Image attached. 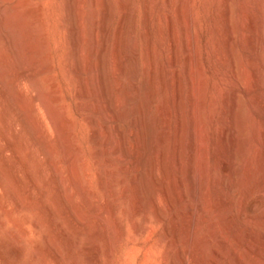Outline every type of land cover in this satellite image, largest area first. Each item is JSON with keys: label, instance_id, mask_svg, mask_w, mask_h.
<instances>
[{"label": "bare ground", "instance_id": "obj_1", "mask_svg": "<svg viewBox=\"0 0 264 264\" xmlns=\"http://www.w3.org/2000/svg\"><path fill=\"white\" fill-rule=\"evenodd\" d=\"M39 1H41V2H38V3L34 2L33 3L32 0H0V111H4V114H5L4 121L2 119H0V143H1V145H0V162L3 160H6L7 154L10 152L13 155L14 159H16V160L21 159V160H23V162L25 164L26 173L28 176V186L26 187V189L24 187L25 191H27L29 194H31L30 190L36 186L39 187L41 189V191H43V192L45 190H47V187L49 190L48 183L50 182V180L46 179L45 183H42L39 181V177L43 175V166L41 165L42 163L37 165L38 167L36 168V170H34L33 165L31 164L29 158L25 157V156L23 157V154L19 148L20 144L23 145V143L19 137L18 130H20V128L17 129L18 126H20L23 130L29 129L28 131H30V129H31L32 132L30 134L33 135L34 141L38 144V146L40 148L39 153L45 157V161L51 170L50 178L56 186V189H57L56 195L60 196V197H62L64 195V193H62L63 192L62 191V188H63L62 185L63 184H62V176H61L62 172L59 170V166L57 164L58 162H56L55 158H54V149L55 148L46 139V137L43 133L41 124L37 121L38 119L36 120L34 117V105H35V103H38L42 106L49 124L52 126V128L54 129V131L56 133L57 140H58V142L62 148V151H63V159L67 164L68 176H69V180H70L72 186H74L76 191L80 194V196H81L80 198H82L83 203H85L86 205L88 204L89 205V206L87 205L88 207L91 206L93 208L96 205L94 206L93 205L94 203L92 204L90 201L91 199H89V197H88V192L90 190L87 187L83 186V184H82L81 173L79 172V168H78L80 156H79V153L76 151V148L72 142L71 130H70L67 122H65L63 120V118H62L63 115L61 117L60 112L55 108L57 106H54V103L59 99V94L56 92L57 90L54 91L52 94H45L41 88V85H40L39 77L42 75H48L51 72H53L54 71V65L50 61V56L38 58L36 56V53L40 52L43 49V46L48 43L50 36L53 35L57 39L59 44L61 43L63 45V48H61L62 49V61H63V64H62L63 65V73L70 80L76 81L77 86H78L77 93L80 97H85V96H92L93 97V103H91V105L93 104V109L95 112H105L106 108H108L106 106V104L109 105V103L105 104L104 101L108 96V95H106V92H107L106 91V88H107L106 87V75H108V72L106 71V68H107L106 54L108 51L109 34H110V31L112 30V29H110V27H111L110 26V19L112 16V8H111L112 2H111V0H39ZM234 1L235 0H224V9H223V13H222V18L224 20V23L226 24V32L223 35L224 36V42H225L224 43L225 49L217 48L215 51V54H214L218 63L222 64L223 66H226L227 68H228V66H230V68H231V71H229V70L227 72L224 71L225 74H223V75H225V78L227 80H229V82L231 83V87H230L229 91H227L228 93L224 94V93H226L224 91L227 89L223 90L224 93L222 92L224 94V97L222 100L224 103H222V104L225 105V108L223 109V113H225L224 115L226 117V119H225L226 122L220 128L217 127L218 129L216 128L217 130L215 132V133H217V131H218L217 137H216V143H215V153H216V157L220 160V165L216 164L213 174L211 173L212 176H209L210 175V173L208 172L209 170L205 167L206 163H208V162H206L204 165L203 162L200 161V156L202 155V157H203V155L205 154V153H203V151L206 152V149L204 150V147L206 148V146H204L205 144L203 143V138H204L205 134H203V131H202V129H203L202 124L204 122L202 121L203 115L201 113V106H203L205 104V103H203L204 101H202V94L205 95V93H202L203 88H201V87H203V86H201L200 79H199L200 74H204V72H203V69H202L203 73L200 72V70L198 68L199 64H197L198 63L197 57L199 56V54L196 53V50H195L196 47L195 46L198 47V44H197L198 38L196 41L197 36L195 37L196 34L193 33L192 0H183V3L180 2L182 5L180 6V8H178V10L176 12L177 13L176 15L179 17V21L181 18L183 25H184L185 32H182V33L186 34L185 36H186L187 50L185 49L186 50L185 52L188 53V59H187V64H186L187 67H185V68H188L187 71L189 70V72L191 73L190 84L188 85L191 87V94H190V98L188 100L191 101V103H189V105L190 104L192 105L191 111H190L191 112V121H192V124H191L192 127L190 126L191 127V133H190L191 134V141L189 143L190 144L189 147H191V155H190V157L188 155V157L190 158V162H189V164L186 163V165H185L183 163L184 157L182 156L184 154V151H185L182 149L183 145L185 146V144L182 145V143H181L182 141L183 142L185 141V140H182V131H183L182 128H183L184 122L186 120V119L185 120H183V119H184V117H186V115L183 117V112H184L183 109L185 106L183 107V101L184 100L182 98V96H183L182 93H184V92H182L181 85H183V84H181L182 79L180 76V71L178 70V64L180 63V65H181V61L179 62V60H180L179 55L180 54H179V49H178L179 38L177 37L178 31L176 32L174 13H172L174 11L173 7H175V4H176V3L174 4V0H163L161 2V4L163 3L164 5L168 6L170 9H173V11L172 12L171 11L166 12L165 14H163L165 16L164 21L166 22V30L168 33V36H167L168 37V42H167L168 43L167 44V48H168L167 54L168 55H167L166 62L165 63L160 62V64H158L159 63L158 62L159 61L158 60V54L160 51H163L165 48V44H166L165 34H167V33H166L165 28H164L165 26H163V24H162L161 17L158 13L159 4H160L159 0H143L140 4V5H142V3H143V5H142L143 6L142 7L143 8V16L141 15L143 26H141V25L140 26L143 28L142 29L143 32L141 35H143V40L145 41V43H144L145 44V46H144L145 47V50H144V52H145L144 53L145 54V61H144L145 62L144 63V65H145V69H144L145 70L144 71L145 77L143 76L144 84L142 83L145 94H146L145 97H147V102L149 103V105L156 102L157 95H158L157 94L158 93L157 80L159 79L160 86L162 87V89L164 91H167V89H168L167 79H168V77H170V76H168L169 73H173L172 78H170L171 81L168 80L171 84L172 92H170L171 95L168 98L169 100H167V101L165 100L167 103H164V104L162 103L161 105H158V107H156V108H158V110H156L157 112L154 113V115L151 117V119H150V116L148 119L147 115H149V114H147V113L149 111H151V110H149L151 107L149 106L150 108H148V105H147L148 103L146 102L147 104H145V105H147V106H145V107H147V108H144V104L142 105L140 103V101L138 100V95H139L138 88L139 87H136V84H135L136 83L135 81H137L135 79V76H136V73L138 71L135 70V66H133L130 70H128V72H129L128 75H129L130 80L128 79L129 82H128V85L126 86V88L124 86V88H125L124 90H126V94H125V96L123 95V97H124L123 101H125V102H127V104L131 105L129 108L127 107L128 108L127 113H129L128 115H130L131 113H132V115L135 114L132 119L130 118V124L132 125L133 128L128 124L127 120H125V121H127V124L130 126V129L132 128V130H130V132L133 134L134 140L136 139L137 144L135 143L136 146L133 147V149H128L127 152H124V157H127L129 154H131V155L133 154V156H134L133 159H134V163L136 165V168H134L135 165L133 167L132 166L131 167L134 170L137 169V171H139V173H137V172L135 173L136 176H135L134 180H132V182L134 181V183L131 187L133 189V190L131 189V192H134V195H135V199H134V197H132L133 199L132 198L131 199L133 201L135 200V202H134L135 207L134 208H135L136 214L139 212H143L146 215L148 210L150 208H152V210H153L152 212L154 215L153 217L155 218V222L157 224H163V223L165 224L166 213H165V210L163 208V205H161L163 203L162 198H164V201L166 202V205H167L166 207L169 209V211L173 212V219H174L173 225L170 226V224H168L165 227L162 226L164 228V232H162L161 240H162V242H165L168 245V246H166V248L170 247V249H171V247L175 246L176 241L178 240L177 234H179V232H178L177 219L179 217V213L175 209V203L176 202H182L185 199L186 195L188 193H190L191 194L190 198H192L193 203H192L191 208L189 210V217H188L189 218V229L187 232H188L189 241L192 240V238H193L195 227L197 224L198 215L199 214L206 215L212 208L220 209L221 203L224 202L229 208L232 209L231 211H234V213L232 212L234 214L233 216H232V214H229L234 218H232L228 222L227 228L228 229H233V228L236 229V225L241 224V225H244L247 227V231L251 232V234L250 233H248V234L252 235V233H253L255 235L254 239H252V240L248 239V242H246L247 240L244 241V242H246L245 246L243 245L244 246V249H243L244 254L237 253V250L234 248L232 250L230 249L231 253H232L231 255L233 256V262L231 264H249L250 260H252L251 259L252 257H259V258L264 257V218L262 217L263 219L261 221H259L260 219L257 218L258 216L262 215V214H260L261 213L260 211H262L264 209V187L261 189L262 191L260 193L258 192V194H260V196L257 195V193L255 191L256 198H257V196H259L258 197L259 200L256 198H255V200H252L253 202H251L249 207H248V203H250L251 199H254V197H255V195H253L254 192H252L253 193L252 194L249 192L247 193V191L244 190V191H246V193H244V195H242V193L238 192V189H239V186L241 185V183L243 185L244 182L246 181V179H245L246 176L241 177L240 174L243 173V171L241 172V168H242L241 166H242V164L244 165V162H243L244 157H245L244 156V144H246V139H247L246 130L248 131V129L245 130V128H244V122L245 121L247 122V120H246L247 115H244V110L246 107L245 105L247 104V102H245L246 104H244V99L241 96V94L243 92L239 93V90H242L239 88L241 87V85H244L246 87V89L249 91V90L255 88V85L257 87H260L262 89V94H261V97H259V95L257 97H259V99H260L259 101L262 102L263 107H264V0H260V2L258 1L260 3V5H259L260 9L259 10L261 11V15H262L261 16V24L258 23L260 25V26H258L259 29L257 31L259 38L257 37L254 44L250 40L252 45H254L253 47H254L255 52H256V54H255L256 55L255 56L256 62L254 63V66H253L254 71H250L249 68L247 69V65H244L243 63L240 62V60L237 56L238 53H236V45L237 44L235 42V34L237 32H236V24H235L234 13H233L234 12V4H235ZM120 2H122V1L120 0ZM127 2H128V0H123L122 4L127 3ZM46 4H49L52 6V10L50 13L51 19L49 20V22H47L45 20V15H46L45 6H46ZM128 5H130L129 2L126 6H128ZM254 6H256V5H254ZM20 7H25V11L22 14H19L20 11L18 12V9ZM255 8H257V7H255ZM125 11H126V9H125ZM128 11L125 12V14H124L125 16L123 15L124 19H123V22H122L123 24H122L121 31H120V32H122V34H123V30L126 28V26H125V28H123L124 25L126 23H129V21L127 20L130 17V14ZM257 13H259V12L257 11ZM243 14L246 15L245 12H243ZM247 14H248V12H247ZM248 17H250V16H248ZM254 17L256 18V16H254ZM243 20H246V19H243ZM251 20L249 22H251ZM256 20L257 19H255L254 23H252L253 22L252 21L251 24L257 23L258 21L256 22ZM121 21H122V19H121ZM126 21H128V22H126ZM135 22H134V26H135ZM139 22H141V21H139ZM242 23H244V22H242ZM217 24H218V22H217ZM244 24H246V23H244ZM126 25H128V24H126ZM132 26H133V23H132ZM244 26L246 27L247 25H244ZM251 26H253V25H251ZM251 26H250V28H251ZM181 27H183V26H181ZM219 27L221 30V26H219ZM127 28H128V26H127ZM242 28H243V26H242ZM252 28H254V27H252ZM126 29L124 31H126ZM240 29H241V27H240ZM255 29H256V27H255ZM220 30H218V31L220 32ZM250 31H251V34H252V32H254L252 29ZM243 34H244V32H243ZM253 34L255 35V33H253ZM126 35H128V33ZM133 35H134V33H133ZM246 35H247V33H246ZM122 36H124V35H122ZM241 36H243V35L241 34ZM245 36H243L244 38H242V39H245ZM251 36H249L250 38L248 37V39H251ZM118 37L120 38V36H118ZM122 38L124 39V37H122ZM136 39H137V37H136ZM136 39H135V41H136ZM239 39H237V40H239ZM123 41L121 39V42H123ZM135 41H132V43H131L132 47L130 49H132V50L130 53H132V55L129 56L128 53L127 54L125 53L127 56H129V59H131V61H129V62H131V65H132V61L134 62V58H135L134 56H135L136 49H137V45H136L137 43ZM240 41H241V39L239 40V42ZM1 42L4 45L3 47H1ZM183 43H184V41H183ZM141 44H142V42H141ZM220 44H222V43H220ZM245 44L247 46L249 43H247V41H246V43H244V45ZM117 45L118 44L115 43L114 47L115 46L118 47ZM116 47H115V50L117 49ZM247 47H246V49H247ZM119 49H121V52H122V48H119ZM197 51H198V48H197ZM125 52H127V51H125ZM57 53H58V51H57ZM112 53H113V51H112ZM121 57H120V59H121ZM136 58H137V56H136ZM253 59H252V61H254ZM200 60H201V58H200ZM124 61H126V60H124ZM114 62H116V61H114ZM122 62H123V59H122ZM135 62H136V59H135ZM124 63H126V62H124ZM136 63H135V65H137V67H138V62H136ZM199 63L202 65V62H199ZM250 63H251V61H250ZM126 64H128V63H126ZM128 65H130V64H128ZM115 66H116V64H114L113 67L115 68ZM125 68H127V67H125ZM127 69H129V68H127ZM59 71H61V70H59ZM125 71H126V69H125ZM125 71H124V74H125ZM106 72H107V74H106ZM113 73H114V71H113ZM22 79H25L30 84V86L32 88L31 98L27 97L26 94H24L22 91H20L18 89V85ZM126 79H127V77H126ZM115 81H117V80H115ZM222 81H223V79L220 77L219 81L216 84V87H215L216 91L215 92H217V94H219L220 91H222L221 90L222 89ZM109 82H111V81H108V83ZM201 82H203V81H201ZM117 83H120V82H117ZM123 83H125V82H123ZM117 85L115 84V87ZM122 85L123 84H121V87H122ZM202 85H204V84H202ZM111 89H112V86H111ZM120 90H121V88H120ZM168 90H170V88ZM110 92H112V91L110 90ZM124 92L125 91H123L122 93H124ZM203 92H205V91H203ZM115 93H117V92H115ZM222 93H221V95H222ZM110 94L112 95V93H110ZM116 95H118V94H116ZM204 95H203V97H205ZM109 97L110 96H108V98ZM117 97H120V96H117ZM117 97H116V101H118V99H119V98L117 99ZM217 99H219V97ZM203 100H204V98H203ZM108 101H110V99ZM162 101H164V100H162ZM251 101H253V100H251ZM119 102H121V101H119ZM218 102H219V100H218ZM255 102H257V101H255ZM110 103H111V101H110ZM157 103H158V101H157ZM157 103H156V106H157ZM168 103L172 104L174 110H170V111H174L175 115H173V116H175V118H176V120H174V121H176V122H174L175 123L174 129H173L174 133H173V135L171 134L173 136L172 143H170L168 140V142L171 144V149L169 148L170 145L168 144L169 145L168 148L170 150L166 147L167 145L166 146L164 145L165 147L163 146V143L166 141V138L168 137L167 136L168 132H166V130H167L166 128H169V118H170V117L169 118L167 117L168 113L170 112L169 108H168V105H169ZM121 104H118V107H119V105L121 106ZM158 104H160V103H158ZM255 105H258V104L255 103ZM84 106H86V105L81 103L80 109H83ZM112 106H113V104H112ZM115 106H113V109H115ZM110 107H111V105H110ZM220 108H222V107H220ZM111 109H110V112L112 113ZM117 109H119V108H117ZM117 109H115V110H117ZM190 112H189V114H190ZM76 113H78V112H76ZM127 113L126 114L123 113V115L124 114L127 115ZM104 114H107V113L105 112ZM117 114L118 113L116 112V115ZM123 115H122V118H123ZM105 116L107 117V115H105ZM171 116H172V114H171ZM220 116L222 117L221 113H220ZM244 117H246L245 120H244ZM112 118L113 117H111L110 119L112 120ZM115 120H116V118H115ZM69 121H71V120H69ZM89 121L92 123V137L94 140H97V138L99 137V135L101 133V131L98 127V124H100V123H98L99 121L96 122V119L93 117V115L91 118H89ZM106 121L107 120H105V122ZM158 121L162 122V127H163L162 130H159ZM109 124H110V122L108 123V125ZM110 125H109V127H110ZM117 126L120 127V125H116V127ZM124 126H123V128H125ZM185 126L186 125H184V128H183L184 130H186ZM109 127H108V129H109ZM101 129L103 130L104 128H101ZM263 129H261V130H263ZM109 130H112V129H109ZM128 130H129V127H128ZM170 130L171 129H169L167 131H170ZM106 131H104L102 134H104ZM109 132L107 131V133H109ZM130 132H128V133H130ZM117 133H119V132H117ZM255 133H256V131H255ZM257 133H259V132H257ZM260 133H261V131H260ZM124 134H126V133H124ZM183 135H185V134H183ZM259 135L257 136V134H256V136H257L256 138H259ZM121 136H120V138H122ZM215 136H216V134H215ZM249 136H250V134H249ZM111 137L107 136V138L105 137V139L103 137V142L105 144H108ZM113 137H114V135H113ZM124 137H126V136H124ZM168 139H170V137H168ZM263 139H264V137H263ZM98 140H101V138ZM115 140H117V139H115ZM115 140L113 139V141H115ZM122 140H123V138H122ZM253 140H255V139H253ZM262 140H261V142H262ZM119 141L121 142V140H119ZM250 141L251 140H249V142ZM256 141L257 140H255V142ZM115 142H117V141H115ZM120 142H119V145H121ZM247 142H248V140H247ZM257 144H258V142H257ZM261 144L263 145L264 142H262ZM109 145L103 146L102 148H99L96 150V158L98 159V162L100 161V159H99L100 156L104 152L107 153L106 151L108 150V148H110ZM112 145L115 148V145L114 144H112ZM113 147H111V149ZM124 147L127 148V146H123V148ZM189 147L187 148V150H189ZM248 147H249V145H248ZM255 147L258 148L257 146H255ZM255 147H253V148L255 149ZM130 148H132V147H130ZM253 148H250L248 150L246 149V150L247 151H249L251 149L254 150ZM259 148H262V147H259ZM117 149H119V147H117ZM258 149H256L255 153L251 157L248 155L249 157L246 159V161L244 160L246 162L245 164H247V168H246L247 171L248 170H251V171L254 170L256 168L257 164L259 163V159H260V155H261L260 152L263 149L260 152ZM28 150L29 149L27 146L26 151H28ZM252 150H251V152H252ZM182 152H183V154H182ZM189 154H190V152H189ZM120 156H122V158H123L122 154ZM262 158H264V157L262 156ZM103 159H104V157H103ZM107 159H108V157H107ZM132 161L133 160H131V162ZM262 163H263V160H262ZM126 165H125V169H126ZM208 165H209V163H208ZM12 166H13L12 169L14 172V177L17 180H19L18 175H17L16 164L13 163ZM119 166H118V168H119ZM146 166H149V170H148L147 174L143 171V168H146ZM261 166H262L261 169H263L264 164ZM9 167L11 168V166H9ZM120 167H122V166H120ZM170 167H173L177 172L174 180H172L173 181L172 185H174L173 187L175 188V189H173V191L175 190V193H176L175 197H173L174 192H171L173 187L170 186L171 181H170V175H169V171L173 172L174 169H173V171H171ZM244 168H245V165H244ZM3 169H4V171L2 172ZM129 169L130 168H128V170ZM7 171H8V169H7ZM4 172H5V168L3 167L0 169V185H4V181H3V177H2V174ZM126 172H128V171H126ZM255 172H256V169H255ZM119 173L120 172H118V174ZM174 174H175V172H174ZM174 174L171 173V175H174ZM128 177L130 178V174ZM256 177H258V176H256ZM260 177H261V174H260ZM7 178H8V176H7ZM98 179H99L100 186L102 188H107V180L108 179L106 176L104 162L101 163V168L98 171ZM8 180H10V179H8ZM118 180H120V179L118 178ZM124 180H126V179L124 178ZM208 180L211 181V183L213 184L215 191H216L215 201H214V204L212 206L207 205V202L204 200V197L207 196L206 195V192H207L206 188L207 187L205 185H206V181L208 182ZM258 180H260V179H258ZM260 182L262 184V181H260ZM10 183L12 184V182H10ZM68 183H69V181H68ZM11 184H9V186ZM207 184H209V182ZM242 185H241V187H242ZM257 185H259V184H257ZM262 185L264 186V184H262ZM12 186H15V185L12 184ZM260 186H258V187H260ZM122 187H124V186H122V184H121V188ZM125 187L127 188L126 185H125ZM251 187L254 188V185L253 186L251 185ZM11 189L15 190V188H13V187ZM17 189H16V191L18 192L19 189L18 190ZM125 190L127 191V189H125ZM125 190H122V191L120 190V191L122 193ZM16 191L13 192L14 197H17L16 194H18V193H16ZM50 191H52V190H49V192ZM65 191H67V189ZM240 191H242V189ZM111 193H112V191H111ZM126 193L124 192L123 195H125ZM39 194H42V193L40 192ZM70 194H71V192H70ZM72 194H73V191H72ZM79 194H77V196ZM109 194H110V192H109ZM127 195L129 196V199H130L131 195L134 196L132 193H131V195L130 194H127ZM143 195L144 196L147 195L146 196L147 200L145 199L146 201L143 200L144 199ZM252 195L254 196L253 198H252ZM57 196H55L54 198H56ZM64 196H66V194ZM19 197H21L20 194H19ZM66 197H68V195ZM21 198L20 199L16 198V200H15V204H16V207L18 209H22L24 207H31L32 206V204L30 202V200H32V199L27 200V201H21ZM50 198H51V196H50ZM69 198H72V196L70 197V195H69V197L67 199L65 198L66 200H64V201H66V203L64 202V206L66 205V207L64 209L66 210V213H68L69 217L71 218L72 223L75 225V228H76L75 231H76V234L78 236V234H80V232L84 229L85 226H92V225L87 223V221H85L81 216L78 215L76 208L79 206H75L76 208L74 206H72L71 200ZM159 198L162 199L160 201L161 203L159 202ZM245 198H247L248 200H245ZM125 199H126V195H125ZM121 200H124V199H121ZM188 200H189V198H188ZM76 201H75V204H79V203H76ZM245 201H247L246 205L248 207V214L249 215L247 214V209H244V210H246V213L244 210H242V205H243V202H245ZM78 202H80V201H78ZM60 203H61V201H60ZM49 204H51V203H49ZM107 204L108 203H106V205ZM261 205L263 207L262 210L260 208ZM99 206L97 205L96 207H99ZM181 207H182V204H181ZM243 207H245V206L243 205ZM1 208H2V206H1ZM40 209H42V207H40ZM87 209H89V208H87ZM180 209H178V210H180ZM51 210H54L53 204H52ZM257 210L259 211L260 215L258 214V215H256L257 216L256 217L254 214L257 213ZM2 211L6 212V209L2 208ZM58 211H56V212H58ZM37 212H39V211H34L35 214H37ZM46 212H47V210H46ZM54 212H55V210H54ZM66 213H65V215H66ZM114 214H115V211L111 207H104L103 206V207L97 209L96 216H95L94 220H95L96 224H100L101 226L99 227V226L94 224L93 225L94 227L90 228L89 231L91 234V240H89L90 242L88 244H86V246L84 247V250H87L89 253V255H88L89 258L86 255L87 259L89 260V264H99L100 263V257H101L102 249L100 248V246L97 243V238L101 235L104 238V240L106 241L105 252H106L108 258H110L112 256V254H113V242L109 239V231H110V228L112 227V224L114 225V223L111 221V218L115 222V224H117V221L114 220V219H116V218H114ZM125 214H126V212H125ZM263 214H264V212H263ZM145 215L143 214V217ZM253 215L256 217V219H258V221L254 220ZM39 216H41V215H39ZM180 216H182V214ZM49 217L51 218V214ZM145 217H147V216H145ZM42 220L43 219H37L33 222V225L36 229H41L43 224H45V221L43 220L44 221V223H43ZM90 220H91V218H90ZM94 220H92V221H94ZM119 221L121 222V219H119ZM2 222H3V219H2V217H0V223H1L0 225L1 226L3 224ZM136 222H138V221H136ZM141 222L142 221L138 222L139 224H135V226L132 225V227L134 226L135 232L139 235H141L147 229V227H149V225H147L146 218L142 223ZM56 223H54V221L52 222V226L54 228L57 227L58 223L57 224ZM92 224H93V222H92ZM131 224H133L132 221H131ZM58 226H59V224H58ZM152 226H153V224H152ZM244 226H241V227H244ZM151 227H150V229H151ZM112 228H114L113 232H115L116 240H120L121 239V232L119 231V227H117V225L115 227V225H114ZM237 228L239 229L238 226H237ZM64 229H66V228H64ZM60 230L61 229H59V231ZM124 230H125V228H124ZM75 231H73L71 233L68 231L62 232V234L64 233L67 240H68L66 242H68L70 245L68 255H69V253H72V252L74 254V251H73L74 240L76 239L75 238L76 234L74 233ZM241 231H244V230H241ZM238 232H240V231H238ZM57 233L55 232V234H57ZM73 233H74V235H72ZM49 234H47V241H48L47 245L49 248L53 249V246H52L53 244L51 242L53 237ZM240 234H243V233L240 232ZM248 234H245V235L247 236ZM218 237H219V239H218L219 247H216L214 252H213L212 263H217L220 260V256L222 254L221 248L223 246L225 247L228 243L222 237V235H220ZM236 237H237L238 244H240V243L244 244V243H242V239H241L239 234ZM248 237H250V236H248ZM59 238L61 239V237H59ZM158 241H159V239H158ZM152 243H154V242H152ZM220 246H221V248H220ZM147 248H149V247H147ZM153 248H155V247H153ZM230 248H232V247H230ZM222 249H224V248H222ZM15 250H16L17 254H21L24 252V248L22 245L16 246ZM54 254H55V259H56L58 264H65L66 259H65V257H63L61 252H59L58 250H54ZM34 255H35V257H41L42 262L46 261L45 255H43L39 252L35 253ZM33 257L34 256H32V258ZM157 258H158V256H157ZM171 258H173L171 261L172 264H178L179 260L181 261L182 264H190L188 257H186L185 254H183L180 250L176 251L175 254L173 255V257H171ZM75 259L73 261L74 262L73 264H78ZM87 259H85V260H87ZM123 259L125 261V258H123ZM132 259H133V257H132ZM168 259H170V258H168ZM258 260H259L258 258H255L254 261L257 262ZM260 260L263 261L261 258H260ZM259 261H258V263L252 261V263L259 264ZM252 263H250V264H252Z\"/></svg>", "mask_w": 264, "mask_h": 264}, {"label": "rangeland", "instance_id": "obj_2", "mask_svg": "<svg viewBox=\"0 0 264 264\" xmlns=\"http://www.w3.org/2000/svg\"><path fill=\"white\" fill-rule=\"evenodd\" d=\"M121 1L123 2V0H121ZM142 1L141 0H131V1L128 0L130 5L126 6L128 4V2L122 4V2H120V0H111V2H112V4H111L112 16H111V19H110V26H111L110 29H112V30L110 31V34H109L108 51H107V54H106L107 68H108V69L106 68V71L108 72V75H106V87H107L106 88V91H107L106 95H108L110 97L108 98V96H107V98H106L107 100L105 99V101H104L105 104L109 103V105L106 104V106L108 108H106L105 112L107 114H104L105 112H95L94 111L93 104L91 105V103H93V97L92 96L80 97L78 95V93H77L78 86H77L76 81L75 80H70L63 73V65H62L63 61H62V49H61V48H63V45L61 43L59 44V42L57 41V39L53 35L50 36V39H49L48 43L43 46V49L40 52L36 53V56L38 58H40V57L43 58V57H46V56H50V61L54 65V71L53 72H51L48 75H42V76L39 77L40 85H41V88H42V90H43V92L45 94H52L56 90H57L56 92L59 94V99L54 103V106H57L55 108L60 112L61 117L63 115V117H62L63 120L65 122H67V124H68V126H69V128L71 130L72 142H73V144H74V146L76 148V151L79 153V156H80V160H79V163H78V168H79V172L81 173L82 184H83V186L87 187L90 190L88 192V197H89V199H91L90 200L91 203L92 204L94 203L93 204L94 206L95 205L96 206L100 205V206L99 207L95 206L93 208L91 206L88 207L89 205L87 204L88 205L87 206L85 203H83L82 198H80L81 197L80 194L76 191L75 187L72 186V184H71V182L69 180V176H68L67 164H66V162L63 159V151H62V148H61V146H60V144H59V142L57 140L56 133H55L54 129L52 128V126L49 124L42 106L40 104H38V103H35V105H34V117H35L36 120L38 119L37 121L41 124L42 130H43V133H44L46 139L54 146V148H55L54 149L55 161L58 162L57 164L59 166V170L64 175L63 176L61 174V176H62V184H63L62 185V187H63L62 188V191H63L62 193H64V195L66 194V196L68 195V197H69V195H70V197L72 196V198H69L71 200L72 206H74V207L75 206H79L77 208L75 207L78 215L81 216L85 221H87V223H89L92 226H85L84 229L77 236L76 231H75V229H76L75 225L72 223L71 218L69 217L68 213H66V210L64 209L66 207V205L64 206V202L66 203V201H64V200H66L68 197H66L64 195L62 197L56 195L57 194L56 186H55L54 182L50 178L51 170H50L49 166L47 165V163L45 161V157L42 154L39 153V149L40 148H39L38 144L34 141L33 135L30 134L32 132L31 129H30V131H28L29 129L23 130L20 126H18L17 129L20 128V130H18L19 137H20V140L23 143V145L20 144L19 148H20V150H21V152L23 154V157L25 156V157L29 158L31 164L33 165L34 170H36V168L38 167L37 165L42 163L41 165L43 166V175L39 177V181L42 182V183H45L46 179L50 180V182L48 183V186H49V190H52V191L49 192L48 187H47V190H45L43 192V191H41V189L39 187L36 186V187H33L30 190L31 194H29L27 191H25L26 187L28 186V176H27V173H26V168H25V164H24L23 160L14 159L13 155L9 152L7 154V158H6L7 161L3 160V161L0 162V167L1 168L4 167L5 168V172H6V173L4 172L2 174L4 185H0V201H1L0 202V217H2V219H3V222H2L3 224H2V226L0 225V264H58L56 259H55L54 250H58L59 252L62 253L63 257H65V259H66L65 264H73L74 263L73 261H74L75 258H76L75 260L77 261L78 264H89V260L87 259V257L89 258V256H88L89 253H88L87 250H84V247L86 246V244H88L90 242L89 240H91V234H90V231H89L90 228L94 227L93 226L94 224L99 226V227L101 226L100 224H96L94 219H95V216H96L97 209L101 208L103 206L104 207H111V208L114 209V211H115L114 218H116L114 220L117 221V224H115V222L112 220V218H111V221L114 223L115 227H116V225H117V227H119V231L121 232V239L120 240H116L115 232H113L114 228H112L114 225L112 224V227L110 228V231H109V239L113 242V254H112V256L110 258H108L107 254L105 252V243H106V241L104 240L102 235L97 238V243L100 246V248L102 249L101 257H100V263L99 264H121V263L122 264H139V263L140 264L141 263L142 264H163V263L164 264H172L171 261H172L173 258H171V257H173L175 252L178 251V250H180L183 254H185L186 257H188V260H189L190 264H229V263L231 264L233 262V256L231 255L232 254L231 250L234 248V249L237 250V253L244 254V252H243L244 250L243 249H244L245 243L248 242V239L252 240V239L255 238V235L253 233H252V235H250L251 232L247 231V227L244 226V225L237 224L236 225V229L235 228H233V229H228L227 228L228 222L232 218H234V217H232L234 215L233 214L234 211H231L232 209L229 208L223 202V203H221L220 209L212 208L210 210L211 212L209 211L206 214L207 216L204 215V214H199L198 215L197 224H196V227H195L193 238H192V240L189 241L188 232H187L188 229H189V218L188 217H189V210H190L191 205L193 203L192 198H190L191 197L190 193H188L186 195L185 199L182 202H176L175 203V209L179 213V217L177 219L179 234H177V239H178L176 241L177 245L175 244V246L171 247V249H170V247L166 248V246H168V245L165 242H162V240H161L162 232H164V228L163 227H165L168 224H170V226H171L174 223L173 212L169 211V209L166 207L167 205H166V202L164 201V198H162L163 200L161 198H159V202L161 200L163 202L161 205H163V208H164L165 213H166V222H165V224L164 223L163 224H157L155 222V218L153 217L154 215H153V212H152L153 211L152 208H150L148 210L146 215L143 212H139L137 214L135 212V208H134L135 207V203H134L135 200L134 201L132 200L133 199L132 197H134V199H135V195H134V192H131V189H132L131 187H132V185L134 183V181L132 182V180H134V178L136 176L135 173L136 172L139 173V171H137V169L134 170L132 168L135 165L134 159H133L134 158L133 154L132 155L129 154L127 157H124V152H127L128 149H133V147L136 146L135 143L137 144L136 139L134 140V136L130 132V130H132V128H133L132 125L130 124V118L132 119L135 114L132 115V113H131L130 115H128L129 113H127V109L131 105L127 104V102L123 101V98H124L123 95L125 96V94H126V90H124V89L126 88V86L128 85V82L130 80L129 75H128V73H129L128 70H130L133 66H135V70L138 71V72L136 71L137 73H136V76H135V79L137 80V81H135L136 82L135 83L136 87H139L138 88V91H139L138 92L139 93L138 100L140 101V103L142 105L144 104V108H147V107H145L147 105H148V108H150V107L152 108V109L150 108L149 110H151V111H149L147 113V114H149V115H147L148 119H149V116H150V119H151V117L154 115V113L157 112L156 110H158V108H156V107H158V105H161L162 103L163 104L167 103L166 101L169 100L168 98L171 95L170 92H172V87H171V84H170L169 81H171L170 78H172V74H173V73H169L168 76H170V77H168V79H167L168 89L170 88V90L167 89V91H164L162 89V87L160 86L159 79L157 80V88H158L157 89L158 90L157 99H156V102H154L153 104L149 105V103L147 102V97H145L146 94H145V91H144V88H143V84H144L143 76L145 77V72H144L145 71L144 70L145 69V65H144V63H145L144 62L145 61V54H144L145 53L144 52V50H145V47H144L145 46V44H144L145 41L143 40V35H141L142 32H143L142 31L143 28L141 27V26H143V24H142V16H143V8H142L143 6L142 5H143V3H142V5H140ZM162 1L163 0H159L160 4H159L158 13H159V15L161 17L163 26H165L164 27L165 30H166V22L164 21L165 20L164 19L165 16L163 14H165L166 12H170V11L172 12L173 9H174V11L172 13H174L176 32L178 31V34H177L178 35L177 37L179 38L178 49H179V54H180L179 56L181 57V58L179 57V59H180L179 62L181 61V65H180V63L178 64V70L180 71V76H181V79H182L181 80V82H182L181 84L184 85V86L181 85L182 92H184V93H182V95H183L182 98L184 100V101L182 100L183 101V107L185 106L184 109H183V111H184L183 112V117L186 115V117H184L183 120L186 119L185 122L187 121L186 123L184 122V125H186L185 126L186 130L183 129L184 125H183V128H182V130H183L182 131V140H185L184 141L185 143L183 141L181 143H182V145L185 144V146L183 145V147H182V149L185 150L184 154L182 152V154H183L182 156L184 157V158L183 157L182 158H183V163L186 165V163L189 164V162H190V158L189 157L191 155V147H189L190 146L189 143L191 141V134L190 133H191L192 121H191V112L190 111H191L192 105L191 104L189 105V103H191V101L188 100L190 98V94H191V87L188 86L190 84L191 73L189 72V70L187 71L188 68H185V67H187L186 64H187V59H188V53L185 52L187 50V47H186V36H185L186 34L182 33V32H185L184 25H183L182 19L180 18V21L182 22L181 23L179 21V17L176 15L177 14L176 12H177L178 8H180V6L182 5L181 3H183V0H174V4L175 3L176 4H175V7H173V9H170L168 6L164 5L163 3L161 4ZM245 1L246 0H241V1L240 0H235L234 1L235 4H234V12L233 13H234V20H235L236 32H237V33L235 32L236 33L235 34V42L237 44L236 45V53H238L237 56H238L240 62L243 63L244 65H247V69L249 68L250 71H254L253 66H254V63L256 62V59H255L256 58L255 57L256 56L255 55L256 52H255V49L253 47L254 45H252V43L254 44V42L256 41L257 37L259 38V35H258L257 31L259 29L258 26H260V25L258 23L261 24V16L262 15H261V11L259 10L260 9V7H259L260 0H247L248 2L247 1L245 2ZM32 2L33 3L34 2L38 3V2H41V1L32 0ZM254 5H256V6H254ZM255 7H257V8H255ZM125 9H126V11L129 10L128 12L130 14V17L127 19L129 21V23H126V24H128V25L125 24L124 27H123V28H125V26H126V28H127V26H128V28L127 29L125 28L126 31H124L125 29L124 30L122 29L123 30V34H122V32H120V31H121V27H122V24H123L122 22H123V19H124V16H125L124 14L126 12ZM223 9H224V0H192L193 33L196 34L195 37L197 36L196 37V41H197V38H198V43L196 42L198 44V47L195 46L196 47L195 50H196V53L199 54V56L197 57V61H198L197 64H199L200 67L198 65L197 66H198V68H199L201 73L204 72V74H200V78H199L201 86H203V87H201V88H203L202 89V93H205V95L202 94V101H204L203 103H205L204 105L203 104L202 105L204 107L206 106L205 108L203 106H201V113L203 115V120L202 121L204 122L202 124V128L204 130L202 129V131H203V134H205L204 138H203V143L205 144L204 146H206V148L204 147V150L206 149V152L203 151V153H205V154L203 155V157H202V155L200 156V161L203 162L204 165H205L206 162L209 163L210 166L208 165V163H206V166H205L209 170L208 171L210 173L209 176H212L216 164L220 165V160L216 157V153H215V143H216V137H217L218 131H217V133H215V132L218 129L217 127L220 128L226 122V120H225L226 117L224 115L225 113H223V109L225 108V105L222 104V103H224L222 100H223L224 94H227L228 93L227 91H229V89L231 87V83L229 82V80H227L225 78V75H223L228 70L231 71L230 66H228V68H227L226 66H223L222 64L218 63L217 60H216V57L214 55L217 48L225 49V45H224L225 42H224V36L223 35L226 32V24L224 23V20L222 18ZM51 10H52V6L49 5V4H46V6H45V12H46L45 20L47 22H49V20L51 19V14H50ZM19 11H20L19 14H22L25 11V7H20L18 9V12ZM257 11L259 13H257ZM243 12H245L246 15H244ZM247 12H248V14H247ZM248 16H250V17H248ZM254 16H256V18ZM254 18L257 19L256 22L257 21L258 22L255 23V24H251L252 21H253L252 23L255 22ZM121 19H122V21H121ZM243 19H246V20H243ZM250 20H251V22H249ZM128 21H126V22H128ZM139 21H141V22H139ZM241 21L246 23V24L242 23ZM134 22H135V26H134ZM217 22H218L219 25L217 24ZM132 23H133V26H132ZM243 24L247 25L246 26L247 28ZM251 25H253V26H251ZM181 26H183V27H181ZM219 26H221V30L222 31L220 30ZM239 26L241 27V29H240ZM242 26H243V28H242ZM250 26H251V28H250ZM252 27H254V28H252ZM255 27H256V29H255ZM251 29L254 31V32H252V34H251V31H250ZM218 30H220V32ZM243 32H244L245 35L247 33L248 36L247 35L245 36L243 34ZM127 33H128V35H126ZM133 33H134V35H133ZM166 33H167V30H166ZM253 33H255V35ZM241 34L243 36H245V39H242L244 37L241 36ZM117 35L120 36V38ZM122 35H124V36H122ZM167 36H168V33L165 34V41H166L165 48L167 50L164 48L163 51L159 52V54H158V60L159 61L157 60L159 62L158 64H160V62H162V63L164 62L165 63L166 59H167V55H168L167 54L168 53L167 52L168 51V48H167L168 37ZM249 36H251V39H248ZM122 37H124V39L126 38L127 40L126 39L124 40ZM136 37H137V39H136ZM239 38L241 39L240 42H239V40H240ZM121 39H122V41L124 40L123 41L124 43L121 42ZM135 39H136V41H135ZM237 39H239V40H237ZM131 40L135 41L137 43L136 45H137V49H138V50L136 49V53H135V56H134L135 58H134V62L132 61V65H131V62H129V61H131V59H129V56L132 55V53H130L131 50H132V49H130L132 47L131 46V43H132ZM245 40L247 41V43L250 44V45L248 44L249 46L247 45L248 47L246 46V44L244 45V43H246ZM250 40L252 41V43H251ZM140 41L142 42V44H141ZM183 41H184L185 44L183 43ZM115 43L118 44L117 45L118 47L115 46L117 48L116 50H115V47H114ZM220 43H222V44H220ZM3 46L4 45L1 42V47H3ZM246 47H247V49H246ZM119 48H122V52H121V49H119ZM197 48H198V51H197ZM57 51H58V53H57ZM112 51H113V53H112ZM125 51H127V52H125ZM125 53L126 54L128 53L129 56H127ZM136 56H137V58H136ZM120 57H121V59H120ZM200 58H201L202 61L200 60ZM122 59H123V62H122ZM135 59H136V62H138V67H137V65H135V63H136ZM252 59L254 61H252ZM124 60H126V61H124ZM114 61H116V62H114ZM250 61H251V63H250ZM124 62H126V63H128L130 65H128V64H126ZM199 62H202V65ZM114 64H116L117 67L115 66V68H114L113 67ZM125 67H127L129 69H127ZM111 69L114 71V73H113V71ZM125 69H126V71H125ZM202 69H203V72H202ZM59 70H61V71H59ZM124 71H125V74H124ZM107 72H106V74H107ZM126 77H127V79H126ZM220 77L223 79V81H222V89H221L222 91H220V93L217 94V92H215L216 91L215 87H216V84L219 81ZM114 79L117 80V81H115ZM108 81H111V82L108 83ZM201 81H203V82H201ZM117 82H120V83H117ZM123 82H125V83H123ZM115 84L116 85L118 84V85L115 87ZM121 84H123L122 87H121ZM202 84H204V85H202ZM111 86H112V89H111ZM124 86H125V88H124ZM120 88H121V90H120ZM18 89L20 91H22L24 94H26L27 97L31 98V96H32V91H31L32 88H31L30 84L25 79H22L20 81V83L18 85ZM225 89H227V90H225ZM239 89H242V90H239V93L243 92L242 93L243 95L241 94V96L244 99V104H246L245 102H247V104L245 105L246 106L245 110H244V115H247V119H246V117H244V120L245 119L247 120V122L246 121L244 122V128H245V130L248 129V131L246 130V133H247L246 144H244V156H245L244 160L246 161V159L249 156L251 157L255 153L256 149H258L259 147H262V148L258 149L259 152L263 149L260 152L261 155H260L259 163L257 164V166L255 168L256 172H255V169L252 170V171L251 170L247 171V169H246L247 168V164H245L246 162L244 160H243V162H244L245 168H244L243 164L241 166L242 167L241 168V172L243 171V173L240 174V175H241V177L246 176L245 179H246L247 182L246 181L244 182L245 185L244 184L242 185V183H241L242 187H241V185L239 186L238 192L242 193V195H244V193H246V191H247V193L248 192L249 193L254 192V194L253 193L252 194L255 195V197L252 195V198L254 197V199L250 198L251 201H250V203H248V207H249L251 202H253L252 200H255L256 193H257V195L260 196V194H258V192L260 193L262 191L261 189L264 187L262 185V184H264V181H263L264 180V171H263L264 170V166H263V169H261L262 168L261 165L264 164V158H262V156L264 157V152H263L264 151V144L263 145L261 144L262 142H264L263 141L264 140L263 139V137H264V129H263L264 128V125H263L264 124V107H263L262 102L259 101L260 100L259 97H261V94H262V89L260 87H257L255 85V88H253V89L248 91L244 85H241V87ZM110 90L112 92H110ZM223 90H225L224 92H226V93H224ZM123 91H125V92L122 93ZM203 91H205V92H203ZM115 92H117V93H115ZM110 93H112V95ZM221 93H222V95H221ZM116 94H118V95H116ZM203 95L205 97H203ZM258 95H259V97H257ZM117 96H120V97H117ZM116 97H117V99L119 98L118 101H116ZM218 97H219V99H217ZM203 98H204V100H203ZM109 99H110L111 103H110V101H108ZM162 100H164V101L166 100V101L164 102ZM218 100H219V102H218ZM251 100H253V101H251ZM119 101H121V102H119ZM157 101L160 104H158ZM255 101H257V102H255ZM80 102L83 103L84 105H86V106H84L83 109H80V104H81ZM156 103H157V106H156ZM255 103L258 104V105H255ZM112 104H113V106H115V105L117 106V107L115 106V109H117V108H119V109H117V110L113 109ZM118 104H121V106L119 105V107H118ZM145 104H147V105H145ZM168 104H169L168 105L169 111L170 110H174L172 104H170V103H168ZM110 105H111V107H110ZM220 107H222V108H220ZM110 109H111L112 113L110 112ZM76 112H78V113H76ZM116 112L119 115L118 114L116 115ZM189 112H190V114H189ZM123 113H125V114L127 113V115H125V114L123 115ZM220 113L222 114V117L220 116ZM171 114H172V116H171ZM92 115L96 119V122L99 121L98 123H100V124L97 123L98 127H99V129L101 131V133H100L99 137L97 138V140H94L93 137H92V123L89 121V118H91ZM105 115H107V117ZM122 115H123V118H122ZM173 115H175L174 111H170L168 113L167 117L168 118L170 117L169 118V128H166V129L167 130L171 129V130L170 131H167L166 129L165 130H166V132H168L167 136L170 137V139H168V137H167L166 141L163 143V146L167 145L166 146L167 148L170 145L169 146L170 149H171V144L170 143H172V140H173V136L172 135L174 133V130H173L174 129V125H175L174 122H176V121H174V120H176V118ZM0 116H1L0 119H2L4 121V119H5L4 111H0ZM111 117H113L114 119L112 118V120H111L110 119ZM115 118H116V120H115ZM69 120H71V121H69ZM105 120H107V121L105 122ZM125 120L128 121V124L132 127L131 129H130V126L127 124V121H125ZM109 122L111 124V125L109 124L110 127L108 125ZM116 125H120L121 128L119 126L116 127ZM123 126L125 128H123ZM158 126H159V130L163 129L161 121H158ZM108 127H109V129H112V130H109ZM128 127H129V130H128ZM101 128H104V129L102 130ZM261 129H263V130H261ZM106 130L108 132L109 131L110 132L107 133ZM104 131H106L104 133L105 135L102 134ZM255 131H256V133H255ZM260 131H261V133L262 132L263 133L261 134ZM117 132H119V133H117ZM128 132H130L131 134L128 133ZM257 132H259V133H257ZM124 133H126V134H124ZM248 133L250 134V136H249ZM183 134H185V135H183ZM215 134H216V136H215ZM256 134H257V136L260 134L259 135L260 139L256 138L257 137ZM113 135H114V137H113ZM107 136H110V137L112 136V137L110 138L109 143L105 144L103 142V137L105 139V137L107 138ZM120 136L123 138V140H122V138H120ZM124 136H126V137H124ZM100 138H101V140H98ZM112 138L114 140L117 139V140H115L117 142L113 141ZM253 139H255L257 141L255 142V140H253ZM119 140H121V142ZM168 140H169L170 143L168 142ZM247 140H248V142H247ZM249 140H251V141L249 142ZM261 140H262V142H261ZM119 142H120L121 145H119ZM257 142H258V144H257ZM112 144L115 145V148L113 147ZM0 145H1V143H0ZM107 145H109L110 148H108V150L106 151L107 153L104 152L100 156V158H99L100 161L98 162V159L96 158V150L99 149V148H102L103 146H107ZM248 145H249L250 148H253L255 146H257L258 148L255 147V149L253 148L254 150L251 149L252 152H251V150L247 151L248 149H250L248 147ZM27 146H28V149H29L28 151H26ZM123 146H127V148L126 147L123 148ZM111 147H113V148L111 149ZM117 147H119V149H117ZM130 147H132V148H130ZM188 147H189V150H187ZM189 152H190V154H189ZM120 153L123 155V158H122V156H120L121 155ZM188 155H189V157H188ZM103 157H104V159H103ZM107 157H108V159H107ZM131 160H133V161L131 162ZM262 160H263V163H262ZM102 162H104V164H105V171H106V176H107V179H108L107 180V188H102L100 186V184H99V179H98V171L101 168V163ZM13 163L16 164L17 175H18L19 180H17L14 177V172H13V169H12L13 168V166H12ZM119 165L122 166V167H120ZM125 165H126V169H125ZM9 166H11V168ZM118 166H119V168H118ZM128 168H130V169L128 170ZM134 168H136V165L134 166ZM7 169H8V171H7ZM170 169H171V171H173L174 168L170 167ZM148 170H149V166H146V168H143V171L146 174H147ZM3 171H4V169L2 170V172ZM126 171H128V172H126ZM118 172H120V173L118 174ZM174 172H175V174H174ZM171 173H173L174 175H171ZM129 174H130V178L128 177ZM176 174H177V172H176L175 169H174L173 172L169 171L170 181H171L170 186L171 187L174 186V185H172V183H173L172 180H174ZM260 174H261V177H260ZM7 176H8V178H7ZM256 176H258V177H256ZM118 178L120 180H118ZM124 178L126 180H124ZM257 178L260 179V180H258ZM8 179H10V180H8ZM68 181H69V183H68ZM260 181H262V184H261ZM10 182H12V184L15 185L19 190L15 186H12V184ZM208 182H209V184H207ZM208 182L206 181V185H205L207 187L206 188V191H207L206 195L207 196L204 197V200L207 202V205L212 206L214 204V201H215L216 191H215V188H214L213 184L211 183V181L208 180ZM256 183L259 184V185H257ZM9 184H11V185L9 186ZM121 184H122V186H124V187H122L123 189L121 188ZM125 185L127 186V188L125 187ZM251 185L252 186L254 185V188L251 187ZM258 186H260V187H258ZM12 187L15 188V190L11 189ZM24 187H25V189H24ZM124 188L127 189V191ZM16 189L18 190V192L16 191ZM66 189H67V191H65ZM173 189H175V188L173 187L171 192H174V194L173 193L172 194H173V197H175L176 193H175V190L173 191ZM241 189H242V191H240ZM120 190L121 191L125 190L124 191L125 193L127 192L125 194L126 195V199L128 198L127 200L125 199V195H123L124 192L121 193ZM244 190H246V191H244ZM14 191H16V193H18V194H16L17 197L13 196V192ZM72 191H73V194H72ZM111 191H112V193H111ZM255 191H256V193H255ZM40 192L42 194H39ZM70 192H71L72 195L70 194ZM109 192H110V194H109ZM131 193L134 196H132ZM19 194L21 195L22 198L19 197ZM77 194H79L78 195L79 197L77 196ZM127 194L131 195L130 196V199L132 198L131 200L129 199V196ZM50 196H51L52 199L50 198ZM55 196H57V197L54 198ZM146 196L147 195H145V196L143 195V197H144L143 200H145V199L147 200ZM259 196H257L256 199L259 200V198H258ZM187 197L189 198V200L190 199L191 200L189 201ZM16 198H18V199L21 198V201H27V200L32 199V200H30L32 206L31 207H24L22 209H18L16 207V204H15ZM121 199H124V200H121ZM245 200H248V199L245 198ZM60 201H61V203H60ZM75 201H76V203H79V204H75ZM78 201H80V202H78ZM245 202H243V205L245 207H243V205H242V210L247 209V214H248V207L246 205L247 201H245ZM49 203H51V204H49ZM106 203H108V204L106 205ZM180 203L182 204V207H181ZM52 204H53V208H54L55 212H54V210H51ZM1 206H2V208L6 209V212L2 211ZM40 207H42V209H40ZM87 208H89V209H87ZM260 208H261V210L263 209L262 205L260 206ZM178 209H180V210H178ZM46 210H47V212H46ZM258 210H257V213L255 212L256 213V214H254L255 216L259 214L260 210L259 211ZM34 211H39L40 213L37 212V214H35ZM56 211H58V212H56ZM244 211L246 213V210H244ZM262 211L264 212V209ZM262 211H260L261 212L260 214H262V215L259 214L260 216H258V217L256 216L258 219H260L259 221H261L264 218V214H263ZM64 212L66 213V215H65ZM125 212H126V214L128 212L129 213L126 215ZM50 214H51V218L49 217ZM143 214L145 216H147V217H145V216L143 217ZM181 214H182V216H180ZM229 214H232V216L229 215ZM39 215H41V216H39ZM255 216H254V220L258 221V219H256ZM90 218H91V220H90ZM145 218L147 220V225H149V227H147V229L141 235H139V234H137L135 232L134 226H135V224H139L138 222H140V221L143 222L145 220ZM37 219H43L45 221V224H43L41 229H36L34 227V225H33V222L35 220H37ZM119 219H121V222L119 221ZM138 219L139 220L141 219V220L139 221ZM92 220H94V221H92ZM44 221H43V223H44ZM53 221H54V223L57 222L59 224V226L56 223L57 227L54 228L52 226V222ZM131 221H132L133 224H131ZM136 221H138V222H136ZM92 222H93V224H92ZM152 224H153V226H152ZM132 225H134V226L132 227ZM240 225L244 226V227H241ZM237 226L239 227V229L237 228ZM150 227H151V229H150ZM64 228H66V229H64ZM124 228H125V230H124ZM59 229H61L62 231L61 230L59 231ZM241 230H244V231H241ZM64 231L65 232L68 231L70 233L75 231L74 233L76 234V236H75L76 239L74 240V248H73L74 254L72 252V253H69V255H68V251H69L70 245H69L68 242H66L68 240H67L65 234L64 233L62 234V232H64ZM238 231H240L243 234H240V232H238ZM55 232L56 233L58 232L59 234L58 233L55 234ZM74 233L72 235H74ZM248 233H250V234H248ZM47 234H49V235H51L53 237V239L50 237L53 240V241L51 240V242L53 244L52 245L53 249L49 248L48 245H47L48 244L47 243L48 242L47 241ZM238 234L240 235V237L242 239V243H244V244H241V243L238 244L237 237H236ZM245 234H248V235L246 236ZM220 235H222V237L229 244L227 243V245L225 247L223 246L222 248H224V249L221 248L222 245L220 246V248L222 250V254L220 256V260L217 263H212L213 252H214L216 247H219V245H218L219 244L218 243L219 242L218 241L219 237L218 236H220ZM248 236H250V237H248ZM59 237H61V239ZM158 239H159V241H158ZM244 241H246V242H244ZM152 242H154V243H152ZM18 245H22L23 248H24V252L21 253V254H17L16 253L15 249H16V246H18ZM147 247H149V248H147ZM153 247H155V248H153ZM230 247H232V248H230ZM37 252L45 255V257H46V261L45 262H42V258L41 257H35L34 254L37 253ZM86 255H87V257H86ZM32 256H34V257L32 258ZM131 256L133 257V259H132ZM157 256H158V258H157ZM123 258H125V261H124ZM168 258H170V259H168ZM255 258H258L259 260L261 258L263 261H261V260L259 261L258 260L259 264L261 262H262L261 264H264V257H260V258L259 257H252L251 258L252 260H250L249 264L252 263V261L256 262V261H254ZM85 259H87V260H85ZM258 261L256 263H258ZM256 263H252V264H256ZM178 264H182L180 260L178 261Z\"/></svg>", "mask_w": 264, "mask_h": 264}]
</instances>
